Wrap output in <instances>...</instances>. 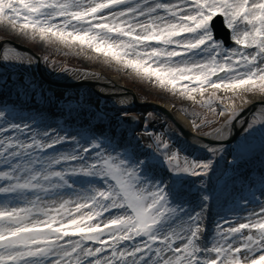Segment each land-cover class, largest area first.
<instances>
[{
    "label": "snow or ice",
    "instance_id": "obj_1",
    "mask_svg": "<svg viewBox=\"0 0 264 264\" xmlns=\"http://www.w3.org/2000/svg\"><path fill=\"white\" fill-rule=\"evenodd\" d=\"M0 25L223 118L204 133L214 145L147 133L145 147L134 129L91 131L99 112L70 130L0 106V264H264V171L259 195H236L240 166L264 156V0H0ZM24 60L3 50L5 64ZM192 115L196 129L215 123Z\"/></svg>",
    "mask_w": 264,
    "mask_h": 264
},
{
    "label": "rangeland",
    "instance_id": "obj_2",
    "mask_svg": "<svg viewBox=\"0 0 264 264\" xmlns=\"http://www.w3.org/2000/svg\"><path fill=\"white\" fill-rule=\"evenodd\" d=\"M1 38H6L4 40H13L35 51L38 54L39 62L41 61L40 65L42 67V72L45 71V74L47 73L46 75L55 82L67 80L71 77L72 73L78 69L89 70L90 67L94 66L99 68L100 71L107 72L109 76L113 74L118 75L121 81L138 95L139 99L169 102L172 104L175 111L180 110L190 115L192 119H194L192 113L195 111L215 121V123L196 129L200 133H208L211 129L220 127L223 121L222 117L214 116L212 113H209L206 108L193 105L191 101L166 92L148 81L141 80L131 72L118 71L114 65L104 64L100 60L90 59L82 54L76 55L62 48L57 49L55 46H48L38 40L33 41L27 39L5 29L2 25H0V40ZM13 48L17 50V48ZM4 49L5 48H3V50ZM3 50L0 52V94L6 97L7 102L11 101L12 105H20L25 100L29 101L23 103L25 106L20 108L22 112L34 115L43 110L39 108L40 106L49 104L47 106L51 108L53 110L52 113H54L51 118L58 123L59 121L65 122L69 120L68 122L71 123L70 127L72 129L86 128V126L89 125V118L95 116L97 112H99L104 118L92 119L91 121V131L97 134L104 132L106 135H111L109 129L118 128L119 132L123 133V136L131 138L132 130L134 129L135 137L138 138L140 145L145 147L153 143L147 133L163 134L165 140H168L170 143L175 141L177 145H191L189 144L190 141L180 132L176 124H174L169 116L163 113V110L160 108L154 109L149 107L140 109L138 106L133 107L126 103L119 104L116 96L98 94L91 85L85 88L84 95L65 96L60 92L56 93L50 89L47 81L45 82L42 78L33 75L24 54L22 55L21 52L17 50L25 57L23 63L5 64L3 62ZM36 105L37 108H35ZM123 112L128 113V119H121L118 122L116 117ZM57 113H60V116ZM149 113H151V116L148 115ZM132 117L135 118L134 122L131 120ZM251 118L252 116L244 121H248ZM196 119L199 123L200 118ZM146 124L147 128H145ZM245 128H247V123H243V127L238 131V137L231 143H238L241 140V137L245 134ZM117 139H120L119 134H117ZM133 143L135 144L136 140H133ZM224 145L229 150L226 146L227 144ZM188 155L191 158L193 152L189 150ZM195 155L203 156L205 153L201 150L196 152ZM225 158L226 160H231L232 156L225 153ZM221 164L223 165L224 162L221 161ZM240 168L237 171L236 188L240 190V185L247 186V189L244 188L245 191L243 193L246 195L249 194V186L257 191L260 188L259 180L261 172L264 171V156H261L259 152H257L247 161L246 166ZM239 170H241V172H239ZM256 173L259 176L253 178V174ZM238 184L240 185L237 186ZM240 194L241 192L236 195ZM256 195H259V193ZM242 214L243 212L240 213V215ZM214 220H216V216L215 218H209V222Z\"/></svg>",
    "mask_w": 264,
    "mask_h": 264
},
{
    "label": "bare ground",
    "instance_id": "obj_3",
    "mask_svg": "<svg viewBox=\"0 0 264 264\" xmlns=\"http://www.w3.org/2000/svg\"><path fill=\"white\" fill-rule=\"evenodd\" d=\"M4 44H5L4 48H13V44H10L8 41L5 42ZM22 54L26 56L27 62L28 60H31L30 68H31L33 75L35 77L42 78L45 82L47 81V84L48 86H50V89H52L56 93L60 92L61 94L65 96L80 95V94L84 95L85 88L90 87L91 85L98 94L116 96V99L119 104H121V101H124V103L128 104L129 106H133V107L138 106V108L140 109H145V108H149L153 106H157V108H159V106L162 107L163 113H165L166 115H169V117L172 119L173 123L176 124V126L177 125L182 126V129H184L189 134H191L189 138L190 139L189 144L191 145H204V144L211 145L207 141H205L204 138H207L208 140H215L214 136H211V135L205 136L203 133H200L199 131H197L196 128L192 126L193 119L190 117V115H187L186 113L180 110L175 111L172 107V104L169 102L166 103V102H161L159 100L155 101V100H150V99L142 100L139 98L137 102L133 101L132 96H134V93H132L131 89L124 82H122L121 78L116 74L109 76L107 72L100 71L99 68L92 66L89 68V70L88 69H78L74 71L71 77L68 78L67 80H60V81L55 82L46 75L47 73L45 74V71H43V74L46 76H41V77L38 76L37 70H36L37 65H36L35 54H32L28 51H23ZM249 99L252 100L253 103L244 106V111L241 113L240 117L234 122L232 126V132L229 137H231L233 133H237V131L241 130V128L243 127V123H241V121L246 120L248 117L252 116L255 112L259 110L261 98L257 96L253 98L249 97ZM25 102H29V101H26V100L23 101V103ZM23 103H21L20 105H12L11 101L7 102L6 97L4 95L1 96L0 94V106L7 104L10 108L14 109L16 112L23 114V115H27V116H34L37 119L43 120L47 124H51L53 127H60L64 129H70V130L72 129L70 127L71 123H68L69 120L65 122L59 121L58 123L51 118L54 113H52L53 110L47 106L49 104H47L46 106L44 105L40 106L39 108L43 110H41V112H37L36 114L32 115L31 113L22 112V109L20 108H23L25 106ZM35 108H37V105ZM57 114H59L60 116V113H57ZM236 144L237 143L235 142L227 143L226 146L231 151ZM191 151L192 150H190V152ZM246 163H243L240 167L246 166ZM240 169L243 170L242 168ZM241 170H239V172H241ZM257 176H259L257 173L253 174V178ZM244 183H245V180H244ZM239 185L240 184H238L237 186ZM240 186H241L240 188L243 189V192L241 194H243L245 191L244 188L247 189V186H244V185H240ZM239 193H240V190L237 189L236 194H239ZM258 193H259V189L256 191V194ZM243 215H246V213H243L242 216ZM211 217L215 218V215H211L209 218ZM214 221H211L209 223V227L213 226L212 222Z\"/></svg>",
    "mask_w": 264,
    "mask_h": 264
},
{
    "label": "water",
    "instance_id": "obj_4",
    "mask_svg": "<svg viewBox=\"0 0 264 264\" xmlns=\"http://www.w3.org/2000/svg\"><path fill=\"white\" fill-rule=\"evenodd\" d=\"M12 43H13L17 48H19V49H21V50H29L25 45L17 44L16 42H12ZM1 47H2V42H1V44H0V49H1ZM133 97H134V99H135V101H136L137 97H136V94H135V93H134V96H133ZM155 107H156V106H155ZM159 108H160L161 110H163L162 107L159 106ZM177 126H178V128H180V130L182 131V133L185 134V136H186L187 138H190L191 134H189L187 131H185L184 129H182V126H180V125H177ZM238 134H239V132L233 134V136H231L230 138L224 140V143H230V142L234 141V139L236 138V136H237ZM204 139H205V141H207V142L210 143V144L215 143V140H208L207 138H204Z\"/></svg>",
    "mask_w": 264,
    "mask_h": 264
}]
</instances>
